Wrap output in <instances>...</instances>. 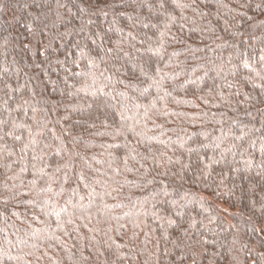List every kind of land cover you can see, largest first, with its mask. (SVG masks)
Segmentation results:
<instances>
[{"label": "trees", "instance_id": "16d2710c", "mask_svg": "<svg viewBox=\"0 0 264 264\" xmlns=\"http://www.w3.org/2000/svg\"><path fill=\"white\" fill-rule=\"evenodd\" d=\"M0 264H264V0H0Z\"/></svg>", "mask_w": 264, "mask_h": 264}]
</instances>
